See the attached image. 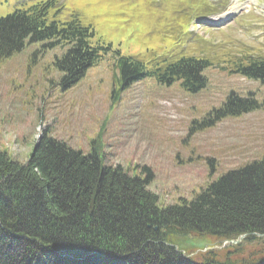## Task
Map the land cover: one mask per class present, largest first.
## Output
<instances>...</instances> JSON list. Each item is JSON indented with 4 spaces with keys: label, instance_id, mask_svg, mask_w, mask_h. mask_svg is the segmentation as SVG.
<instances>
[{
    "label": "trees",
    "instance_id": "1",
    "mask_svg": "<svg viewBox=\"0 0 264 264\" xmlns=\"http://www.w3.org/2000/svg\"><path fill=\"white\" fill-rule=\"evenodd\" d=\"M53 7L52 0L37 1L0 19V64L25 44L39 43L44 51L65 49L55 65L68 85L104 57L114 61L125 84L153 78L195 93L212 71L264 83V54L240 53L225 66L191 50L121 57L79 21L56 20ZM230 99L217 118L257 107ZM141 174L103 166L96 153L51 137L40 139L25 164L0 150V264H264V158L171 205L148 190L150 172ZM187 235L210 246L246 237L191 257L194 249L183 255L166 245Z\"/></svg>",
    "mask_w": 264,
    "mask_h": 264
},
{
    "label": "rangeland",
    "instance_id": "2",
    "mask_svg": "<svg viewBox=\"0 0 264 264\" xmlns=\"http://www.w3.org/2000/svg\"><path fill=\"white\" fill-rule=\"evenodd\" d=\"M217 1L220 8L225 0ZM34 2L0 0V19ZM64 2L58 4L60 18L79 14L104 42L137 58L156 49L153 39L170 36L176 19L185 21L200 5V0ZM246 5L252 8L248 0H238L240 8ZM245 14L219 31L196 26L194 37H186L184 30L177 37L189 42L184 49L191 48L190 55L205 56L219 66L239 53L258 56L264 53V21L258 13ZM42 50L40 44H26L0 64V150L21 164L40 137H52L83 154L96 153L103 166L120 165L144 177L149 171L148 190L162 205H171L191 200L228 171L264 158V85L258 82L212 71L208 87L196 94L178 83L158 85L153 78L125 87L114 63L101 59L64 88L54 64L60 51ZM230 91L252 94L248 98L254 97L261 108L202 127L207 112L219 108ZM191 250L188 245L186 251Z\"/></svg>",
    "mask_w": 264,
    "mask_h": 264
},
{
    "label": "water",
    "instance_id": "3",
    "mask_svg": "<svg viewBox=\"0 0 264 264\" xmlns=\"http://www.w3.org/2000/svg\"><path fill=\"white\" fill-rule=\"evenodd\" d=\"M241 239V238H240Z\"/></svg>",
    "mask_w": 264,
    "mask_h": 264
}]
</instances>
